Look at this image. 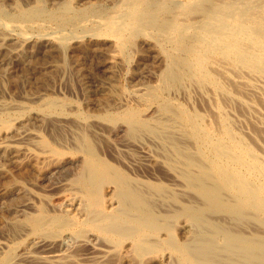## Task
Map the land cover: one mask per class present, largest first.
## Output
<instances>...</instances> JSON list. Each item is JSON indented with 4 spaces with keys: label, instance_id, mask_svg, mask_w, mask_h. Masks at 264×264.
<instances>
[{
    "label": "rangeland",
    "instance_id": "obj_1",
    "mask_svg": "<svg viewBox=\"0 0 264 264\" xmlns=\"http://www.w3.org/2000/svg\"><path fill=\"white\" fill-rule=\"evenodd\" d=\"M123 1L0 0V264H185L173 245L201 246L209 231L222 237L213 264H264L252 241L264 239L256 211L222 190L220 203L234 210L210 211L197 182L221 150L242 158L236 172L264 179V76L207 49L210 0H142L149 16L133 29L123 28ZM263 1L218 0L250 12ZM212 176L203 186L217 185ZM130 188L156 213L142 250L124 222L137 215L120 196Z\"/></svg>",
    "mask_w": 264,
    "mask_h": 264
},
{
    "label": "bare ground",
    "instance_id": "obj_2",
    "mask_svg": "<svg viewBox=\"0 0 264 264\" xmlns=\"http://www.w3.org/2000/svg\"><path fill=\"white\" fill-rule=\"evenodd\" d=\"M12 1V0H11ZM121 1V0H120ZM123 1V0H122ZM170 1V0H169ZM180 1V0H179ZM196 1V0H195ZM201 1V0H200ZM209 1V0H208ZM207 1V2H208ZM211 1V3L213 4V7H212V9H210V7H208V5L209 4H203V5H205L206 7H207V9L209 8L210 10H209V14H208V16H209V20H211L212 22H213V24H211V25H208V26H211L210 27V29H206L207 31H206V33L208 34V35H205V33H203L206 37H208L209 38V40H207L208 41V46H205V45H203L202 43V45L204 46V47H208L207 49L208 50H210L211 52H217V54H218V52H220V53H222L227 59H229V60H231L232 62H233V64L235 65H232V66H234V67H236L237 66V68L239 67V68H242V69H246L248 72H250V73H252V74H258V75H263L264 76V10L262 11V12H260V11H252V12H250V10L248 11L247 10V8L246 9H244V10H246V11H243L242 9L240 10V9H234V6H230V7H226V5H228V3H226V5L225 6H223V5H221V2H218V0H217V2L219 3H216V0H210ZM220 1V0H219ZM221 1H223V0H221ZM229 1V0H228ZM232 1H234V0H232ZM249 1V0H248ZM261 1V0H260ZM263 1V0H262ZM8 2H9V0H8ZM92 2V1H91ZM124 2V1H123ZM125 2H128V5H126V6H124V8H125V11L124 12H127L126 13V15L124 14V16H123V12H122V10L120 11V12H122L121 14H122V18H123V28H125V29H129L130 28V26L132 27V25L134 24V25H137V23H138V26H139V22H141L143 19H145L146 18V16H149V12H148V10L146 9L147 8V6L148 5H144L145 3H143L142 2V0H125ZM168 2V1H167ZM190 2V1H189ZM202 2V1H201ZM206 3V0L204 1L203 0V3ZM225 2V1H224ZM226 2H227V0H226ZM244 2V1H243ZM16 3H17V1H16ZM146 3H148L147 1H146ZM192 3V2H191ZM191 3H189L190 5H191ZM200 3V2H199ZM209 3V2H208ZM230 3V2H229ZM237 3V2H236ZM253 3V2H252ZM263 3H264V1H263ZM19 4V3H18ZM150 4V3H149ZM195 4H197L198 5V3H195ZM234 4V3H233ZM238 4V3H237ZM236 4V5H237ZM262 4V3H261ZM10 5V4H9ZM121 5H123V4H121L120 3V6ZM125 5V4H124ZM152 5V4H151ZM162 5V4H161ZM194 5V4H193ZM202 4H200V6H201ZM239 5V4H238ZM160 6V5H159ZM205 6H202L201 8H203L204 7V11L206 10L207 11V9L205 8ZM244 6H245V2H244ZM116 7H117V4H116ZM153 7V6H152ZM151 7V8H152ZM164 7V6H163ZM162 7V8H163ZM233 7V8H232ZM254 7V6H253ZM257 7V6H256ZM122 8V7H121ZM158 8V7H157ZM189 8V7H188ZM192 8H196V7H192V5H191V8L190 9H192ZM258 8V7H257ZM260 8H262V9H264L263 7H262V5H261V7ZM150 9V8H149ZM164 9H167L166 7L164 8ZM197 9V8H196ZM255 9V8H254ZM124 10V9H123ZM159 10V9H158ZM174 10V9H173ZM183 10V9H182ZM186 10V9H185ZM113 11V10H112ZM119 11V10H118ZM156 11V10H155ZM175 11V10H174ZM181 11V10H180ZM194 11H196V10H194ZM43 12V11H42ZM109 12V11H108ZM115 12H117V11H115ZM114 11H113V13H115ZM119 12V13H120ZM151 12V11H150ZM159 12H160V10H159ZM158 12V13H159ZM172 12V11H171ZM183 12V11H182ZM188 12V11H187ZM191 12V11H190ZM192 12H193V9H192ZM259 12H260V14H259ZM163 13V12H162ZM166 13H169V12H166ZM189 13V12H188ZM197 13V12H196ZM109 14V13H108ZM117 14V13H116ZM148 14V15H147ZM192 14H194V12L192 13ZM257 14L259 15V16H257ZM97 15V14H96ZM96 15H93L94 17L96 16ZM106 15V14H105ZM114 15V14H113ZM113 15H112V17H113ZM155 15V14H154ZM153 15V16H154ZM157 15V14H156ZM180 15V14H179ZM188 15H190V14H188ZM98 16V15H97ZM117 16H119L118 14H117ZM121 16V15H120ZM151 16V15H150ZM176 16V15H175ZM191 16V15H190ZM204 16V15H203ZM86 17V16H85ZM89 17V16H88ZM91 17H92V15H91ZM111 17V16H110ZM110 17H108V18H110ZM111 17V18H112ZM155 17V16H154ZM153 17V18H154ZM159 17H160V15H159ZM158 17V18H159ZM163 17V16H162ZM114 18V17H113ZM112 18V19H113ZM122 18L120 17V19H121V21H122ZM157 17H155L154 19H155V21L157 20L156 19ZM193 18V17H192ZM87 19H89V18H87ZM91 19V18H90ZM95 19V18H94ZM94 19H93V21H94ZM147 19H148V17H147ZM154 19H152V17L150 18V20H152V21H154ZM82 20H84V18L82 19ZM86 20V19H85ZM92 20V19H91ZM109 21H110V19H108ZM149 20V21H150ZM92 21V22H93ZM117 21V20H116ZM148 21V20H147ZM152 21H150L149 23H151ZM172 21V20H171ZM64 22V21H63ZM62 22V23H63ZM66 22V21H65ZM68 22V21H67ZM83 22V21H82ZM111 22V21H110ZM161 22V21H160ZM159 22V23H160ZM163 23H164V21H162ZM161 22V23H162ZM202 22H204L205 23V21H202ZM201 22V24L203 25V23ZM208 22V21H207ZM38 23V22H37ZM72 23V22H71ZM86 23V22H85ZM89 23V22H88ZM101 23V22H100ZM112 23V22H111ZM143 23H145V22H143ZM142 23V24H143ZM176 23H177V21H176ZM209 24H210V22H208ZM84 24V23H83ZM102 24H104V23H102ZM142 24H140L141 26H142ZM166 24V23H165ZM207 24V23H206ZM116 25H117V27H118V24L116 23ZM121 25V24H120ZM153 25V24H152ZM151 25V26H152ZM157 25V24H156ZM170 25H172V24H170ZM174 25H178V24H174ZM187 25V24H186ZM65 26V25H64ZM161 26H162V24H161ZM164 26H166V25H163L162 27H164ZM173 26V25H172ZM191 26V25H190ZM201 26V25H200ZM208 26H206V27H208ZM134 27V26H133ZM137 27V26H136ZM135 27V28H136ZM161 27V28H162ZM174 28H173V30H172V32L174 31V29H178V28H175V26H173ZM202 27V26H201ZM200 27V28H201ZM206 27H204V29L206 28ZM139 28V27H138ZM145 27H143V29H144ZM153 28V27H152ZM156 28V27H155ZM159 26H158V30H159ZM186 28V27H185ZM198 28V27H197ZM203 28V27H202ZM201 28V29H202ZM24 29V28H23ZM130 29H133V28H130ZM149 29V28H148ZM150 29H151V27H150ZM166 29V28H165ZM180 29H181V25H180ZM191 29V28H190ZM200 29V30H201ZM140 30V29H139ZM156 30H157V28H156ZM162 30V29H161ZM189 30V29H188ZM163 31V30H162ZM165 31V30H164ZM169 31V30H168ZM167 31V32H168ZM178 31V30H177ZM187 31V30H186ZM186 31H184V32H186ZM124 32V31H123ZM123 32H121V33H123ZM161 32V31H160ZM166 32V31H165ZM164 32V33H165ZM175 32V31H174ZM194 32V31H193ZM205 32V31H204ZM189 33V32H188ZM187 33V34H188ZM195 33V32H194ZM117 34V33H116ZM171 33H169L168 32V35H170ZM175 34V33H174ZM186 34V33H185ZM186 34V35H187ZM199 34V33H198ZM155 35V34H154ZM165 35H166V33H165ZM172 35V34H171ZM186 35H184V37L186 36ZM195 35V34H194ZM202 35V34H201ZM160 36V35H159ZM174 36V35H173ZM180 36V35H179ZM188 36V35H187ZM167 37V36H166ZM187 38V37H186ZM193 38H194V36H193ZM195 38H197L196 36H195ZM203 38H205L204 36H203ZM203 38L201 39V41L203 40ZM163 39V38H162ZM171 39V38H170ZM181 39V38H180ZM188 39V38H187ZM206 39V38H205ZM166 40H168V38L166 39ZM195 40V39H194ZM194 40H193V43H194ZM178 41H180V40H178ZM190 41H191V38H190ZM189 41V42H190ZM197 41V40H196ZM195 41V42H196ZM200 41V42H201ZM204 41V40H203ZM202 41V42H203ZM206 41V40H205ZM204 41V42H205ZM183 42H184V39H183ZM198 42H199V40H198ZM203 42V43H204ZM180 43H181V41H180ZM196 45V44H195ZM207 45V44H206ZM180 46H184L183 45V43H182V45H180ZM191 46H193V45H191ZM190 46V47H191ZM195 49L194 50H196V47L195 46H193ZM192 47V48H193ZM201 47V46H200ZM178 48V47H177ZM180 48V47H179ZM203 49V48H202ZM192 52H193V50H192ZM199 52V51H198ZM204 52V51H203ZM210 52V53H211ZM195 53V52H194ZM197 53V52H196ZM219 53V54H220ZM189 54V53H188ZM202 54V53H201ZM200 55V54H199ZM197 56V58L198 57H201V56ZM204 55V54H203ZM195 56V55H194ZM211 58V57H210ZM194 59H195V57H194ZM223 60V59H222ZM229 60L227 61V62H229ZM5 61V60H4ZM210 61V60H209ZM200 62V61H199ZM216 62V61H215ZM178 63V62H177ZM195 63H196V60H195ZM198 63V62H197ZM214 63V62H213ZM176 64V63H175ZM174 64V65H175ZM207 64V63H206ZM177 65V64H176ZM192 65V64H191ZM209 65V64H208ZM226 70H228L227 68H226ZM245 71V70H244ZM180 72V71H179ZM214 72V71H213ZM233 72V71H232ZM240 72V71H239ZM242 72V71H241ZM178 73V72H177ZM186 74V73H185ZM179 75H180V73H179ZM188 75V74H187ZM247 75V74H246ZM170 76V75H169ZM261 76H259V77H261ZM175 77V76H174ZM177 77V76H176ZM215 78V77H214ZM218 78V77H217ZM236 78V77H235ZM255 78V77H254ZM262 78V77H261ZM264 78V77H263ZM241 79V78H240ZM259 79V78H258ZM255 81V80H254ZM259 81V80H258ZM257 81V82H258ZM260 81H262V80H260ZM180 83V82H179ZM213 84V83H212ZM233 85V84H232ZM254 85V84H253ZM261 85H263V84H261ZM239 87V86H238ZM244 87V86H243ZM256 89H257V87H256ZM259 89V88H258ZM262 90V89H261ZM250 91V90H249ZM251 92V91H250ZM236 93V92H235ZM240 93V92H239ZM223 95V94H222ZM231 100V99H230ZM226 116V115H225ZM254 116V115H253ZM149 132V131H148ZM166 136V135H165ZM209 143V142H208ZM228 144V143H227ZM247 145V144H246ZM221 147H222V145H220ZM237 146V145H236ZM224 147V146H223ZM231 147V146H230ZM233 147V146H232ZM239 147V146H238ZM238 147H236V148H238ZM178 149V148H177ZM219 149H220V147H219ZM228 149V148H227ZM179 150V149H178ZM216 150H217V152L216 153H218L220 150H218L217 148H216ZM215 150V151H216ZM238 150V149H237ZM245 150V149H244ZM231 151V150H230ZM184 153H185V151H184ZM231 153V152H230ZM235 153V152H234ZM233 153V154H234ZM237 153V152H236ZM245 153H247V152H245ZM244 153V154H245ZM232 154V153H231ZM240 154V153H239ZM243 154V153H242ZM243 154V155H244ZM254 154H255V152H254ZM146 155V154H145ZM144 155V156H145ZM236 156H239V155H236ZM241 156V155H240ZM245 156V155H244ZM252 156V155H251ZM254 156V155H253ZM193 157V156H192ZM233 157V156H232ZM145 158H148L147 156L145 157ZM195 158V157H194ZM212 158V157H211ZM210 158V159H211ZM214 158H216V160L218 161V158H219V160H220V163H219V161L217 162V161H215L214 159H213V161L211 162L212 164H213V166L212 167H209L208 166V168L206 169V171H205V173L203 174V176L204 177H202V176H197L198 177V183H200L201 185H200V187L203 189V191L201 192V194H202V196H203V198L205 199V204L204 205H206L207 206V209L208 210H213V209H219V208H221V207H223L224 209H225V211L226 212H231V211H233L234 209H233V207L232 206H229L228 204L226 205V206H224L222 203H220V202H223L224 200H226L225 198H224V196L226 195L227 196V194H224V193H222V192H220V191H218V190H222V191H228V192H230L231 194H233L234 195V197H235V200L236 201H238L237 203H239L240 204V209L239 210H241V211H243V209H253V210H255L256 211V217H258L259 219H257L260 223H261V225H264V179H260V182L258 181V179H256L259 183H253V181L247 176V175H245V174H248V173H243V172H241V171H239V172H236V171H238V168L236 169L235 168V165L237 164V161H239V160H237L236 161V163H234L230 158V156H229V151L227 152L226 150H221L220 152H219V154L218 155H215V157ZM255 158H257V156L255 157ZM188 159V158H187ZM236 159H239L238 157L236 158ZM188 161V160H187ZM243 160H242V158H241V161H239V163L237 164V167H238V165H240L241 164V162H242ZM246 164H247V162H246ZM253 164H255V163H253ZM242 166V165H241ZM240 166V167H241ZM258 166V165H257ZM247 167V166H246ZM245 167V168H246ZM263 167V166H262ZM261 167V168H262ZM258 168H260V167H258ZM241 169V168H240ZM257 169V168H256ZM208 170V171H207ZM246 170V169H245ZM244 170V171H245ZM258 170V169H257ZM264 170V169H263ZM262 170V171H263ZM183 171V170H182ZM185 171V170H184ZM92 172H93V174L94 175H98L97 173H96V170H92ZM247 172H250L251 173V169L250 170H247ZM213 173H214V175L217 177V185H215L214 187L212 186V185H208V187H205V186H203V184L205 185V184H208L207 183V180H208V177H211L212 175H213ZM236 173V174H235ZM238 173V174H237ZM249 173V174H250ZM254 173V172H253ZM86 174V173H85ZM187 174V173H186ZM191 174H193V173H191ZM255 174V173H254ZM254 174H251L252 175V177L254 176ZM188 175V174H187ZM184 176H185V174H184ZM250 176V175H249ZM187 177V176H186ZM213 177V176H212ZM257 177H258V175H257ZM256 177V178H257ZM261 177V176H260ZM255 178V177H254ZM146 179V178H145ZM254 180V179H253ZM256 181V182H257ZM83 183V185L82 186H85V189H87V191H91V189L89 188V182H87V181H82ZM143 182V181H142ZM142 182H140V184L142 183ZM191 182V181H190ZM193 182V181H192ZM124 183V182H123ZM122 183V184H123ZM194 183V182H193ZM143 184V183H142ZM144 184H145V182H144ZM180 184H178V182L177 183H175L173 186H175V187H180L179 186ZM213 187V188H210V187ZM133 187V186H132ZM196 187V186H195ZM125 188V187H124ZM139 188V187H138ZM191 188V187H190ZM144 190H140V189H136V188H130V189H121V192H120V196H122V199H123V207L124 208H128V210H129V213L131 214L132 212V210H135V211H137V215L135 216L133 213H134V211H133V213L131 214L132 216H130V217H128V216H125V217H127L125 220H124V222L126 223V224H130L132 227H136V232H134V233H132L131 231V233H129V234H132L133 235V239H135V241H136V245H137V247L136 248H138L139 250H142L143 248H145L142 244H141V242H144V240L143 239H145V238H149V236H147V233H146V231L147 230H144V229H142L143 227H146V225L147 224H149V223H151V220H154L155 218H156V216H155V212H154V210H153V208L152 209H150L151 207H149V209L148 210H145L143 207L144 206H146L147 205V208H148V206H150V204H154V203H151V200H150V198H146L145 197V194H144ZM146 195H148V194H146ZM150 195V194H149ZM224 195V196H223ZM71 196V195H70ZM119 196V197H120ZM151 196V195H150ZM161 196V195H160ZM89 197H90V203L94 206V203H95V206H97V203H96V201H95V198H94V196H93V194L91 193V192H89ZM193 198H194V194H193ZM231 198V197H230ZM72 200V199H71ZM75 200H77V199H75ZM80 199H78V201H79ZM82 200V199H81ZM198 200V199H197ZM187 202V201H186ZM188 202H190L189 200H188ZM85 203V202H84ZM83 203V204H84ZM200 203V202H199ZM118 204V203H117ZM198 204V203H197ZM199 205V204H198ZM203 205V204H202ZM81 206V205H80ZM158 207V206H157ZM131 208V209H130ZM146 208V207H145ZM121 209V208H120ZM160 209H162V208H160ZM179 209V208H178ZM178 209H176V210H178ZM188 209V208H187ZM197 209V208H196ZM131 210V211H130ZM175 210V211H176ZM200 210V209H199ZM125 211V210H124ZM194 211H195V209H194ZM87 212V211H86ZM93 212V211H92ZM120 212H121V210H120ZM202 212V213H201ZM239 212V211H238ZM122 213H123V211H122ZM121 213V214H122ZM159 213H161V212H159ZM200 213L201 214H203L204 213V211H200ZM212 213H214V212H212ZM217 213V212H216ZM221 213V212H220ZM243 213H245V212H243ZM120 214V215H121ZM126 213H124V215H125ZM206 214V213H205ZM240 214H242V212H240ZM252 215H253V213H251ZM255 214V213H254ZM81 215V214H80ZM84 215V214H83ZM100 215V214H99ZM127 215V214H126ZM246 215H248V214H246ZM119 216V215H118ZM133 216H135L136 217V220L133 218ZM253 216H255V215H253ZM124 217V216H123ZM179 217V216H178ZM206 217H208V215H206ZM235 217V216H234ZM153 218V219H152ZM210 218V217H209ZM227 218V217H226ZM246 218V217H245ZM113 220L114 219H116L115 217L114 218H112ZM237 219V218H236ZM239 220H240V218H238ZM92 220H93V218H92ZM119 220V219H118ZM122 220V219H121ZM157 220V219H156ZM161 220V219H160ZM199 219L197 218V221H198ZM243 220H245V219H242V221ZM252 220V219H251ZM86 221H88V220H86ZM91 221V220H90ZM96 221V220H95ZM98 221V220H97ZM103 221V220H102ZM120 221V220H119ZM201 221V220H200ZM203 221V220H202ZM123 222V221H122ZM187 222V221H186ZM206 222V221H205ZM214 222V221H213ZM90 223H93V221L92 222H90ZM95 223V222H94ZM94 223H93V225H94ZM111 223H114V225L117 223H115V222H111ZM212 223V222H211ZM251 223V222H250ZM76 224V223H75ZM122 224V223H121ZM121 224H119V223H117L115 226L116 227H120L121 226ZM154 224V223H153ZM193 224L194 223H192L191 224V226H193ZM200 224H202L201 222H200ZM214 224H216L215 222H214ZM217 224H219L220 225V223H217ZM90 225V224H89ZM96 225V224H95ZM110 225V224H109ZM124 225V224H123ZM149 225H151V224H149ZM196 225V224H195ZM198 225V224H197ZM44 226V225H43ZM105 226V225H104ZM108 226V225H107ZM111 226V225H110ZM113 226V225H112ZM111 226V227H112ZM115 226H114V228H115ZM154 226H156L155 228H156V230L157 231H159L158 229H161V225L159 224V226L158 225H153V227ZM202 226H204V225H202ZM208 226V225H207ZM94 227V226H93ZM148 227V226H147ZM149 227H152V226H149ZM195 227V226H194ZM199 227V226H198ZM201 227V226H200ZM215 227H218L217 225L215 226ZM224 227V226H223ZM228 227V226H227ZM243 227V226H242ZM98 228H99V226H98ZM102 228V227H101ZM104 229H105V227H103ZM109 228V227H108ZM108 228H106V230L108 229ZM122 228V227H121ZM120 228V229H121ZM127 228V227H126ZM137 228H139V229H137ZM205 228V227H204ZM219 228V227H218ZM221 228H222V226H221ZM221 228H219V229H221ZM151 229V228H150ZM194 229V228H193ZM197 229V228H196ZM223 229V228H222ZM241 229V228H240ZM100 230V229H99ZM113 229H111V231H112ZM117 230V229H116ZM119 230V229H118ZM126 230H128L129 231V229H126ZM125 230V231H126ZM133 230V229H132ZM203 230V229H202ZM210 230H212V229H210ZM149 231V230H148ZM222 231V230H221ZM223 231H225V230H223ZM118 232H120V230L118 231ZM122 232V231H121ZM159 232H161V231H159ZM205 232H206V230H205ZM154 233V232H153ZM153 233H151V234H153ZM201 233V232H200ZM214 233V232H213ZM211 231H209L208 233L206 232L205 234H207V236L205 237V238H202L203 236H201V238H202V241L203 242H201L202 244H201V246H198V247H194V248H188V244H182L181 246L179 245V243H177V244H175V245H173V244H171V246L173 245V249L177 252V253H179L180 254V256H181V259L184 261V263L185 264H213L214 262L212 261V257H210V254H211V251L213 252V247H215V244H217V239L218 240H220V237L219 236H217V234H215V236H213L212 234H213ZM227 233V234H226ZM224 232V234H226L227 235V238L229 239V238H231L232 236H233V234H229L228 232ZM242 233V232H241ZM119 234V233H118ZM128 234V235H129ZM146 234V235H145ZM193 234V233H192ZM260 234H262V233H260ZM116 235V234H115ZM127 235V234H126ZM120 236V235H119ZM237 236H239L240 237V233H239V235H237ZM121 237V236H120ZM130 237V236H129ZM151 237V236H150ZM235 237V236H234ZM122 238H123V236H122ZM242 238V237H241ZM132 239V240H133ZM150 239V238H149ZM194 239V238H193ZM195 239H197V238H195ZM204 239V240H203ZM221 239H222V237H221ZM239 239V238H238ZM243 239H245V238H243ZM249 239H251V238H249ZM123 240V239H122ZM248 240V239H247ZM247 240H245L246 242H247ZM254 240H256V242L258 243L257 245H260L261 247H263L264 248V239H259V240H257V239H253L252 241H254ZM193 241H195L196 243H197V241H198V239H197V241L196 240H192V242ZM222 242H225V241H223V240H221ZM244 241V240H243ZM251 241V240H250ZM146 242H147V240H146ZM191 242V243H192ZM157 244H159V243H157ZM200 244V243H199ZM231 245H232V243H230ZM170 245V244H169ZM231 245H229V246H231ZM234 245V244H233ZM205 246V247H204ZM219 249H220V247L219 246H217ZM237 247V246H236ZM206 248V249H205ZM217 248V249H218ZM230 248V247H229ZM235 248V247H234ZM189 249H192V252L189 250ZM222 249V248H221ZM224 250V249H223ZM226 250V249H225ZM235 250V249H234ZM248 250V253H246V254H248V255H255L256 253H254L253 252V250H249V249H247ZM138 251V250H137ZM148 252V251H147ZM215 252H217V250L215 251ZM228 252H231V251H229L228 250ZM258 252H260V251H258ZM232 253H234V252H232ZM216 254V253H215ZM219 254V253H218ZM239 254V253H238ZM238 254H237V257H238ZM240 254H242V253H240ZM239 254V255H240ZM141 255V254H140ZM225 255H223V257H224ZM227 256H229V255H227ZM236 256V255H235ZM226 257V256H225ZM224 257V258H225ZM255 257V256H254ZM260 257L263 259V262H264V249L262 250V252H260ZM220 258V257H219ZM241 258H242V256H241ZM244 258V257H243ZM255 258H258V257H255ZM260 258V259H261ZM230 260H232L233 258H229ZM245 259V258H244ZM215 260V259H214ZM219 260V259H218ZM224 260V259H223ZM245 261V260H244ZM248 261V260H247ZM231 262V261H230ZM233 262V261H232ZM241 262V261H240ZM239 262V263H240ZM250 263H248V264H251L252 262L251 261H249ZM254 262V261H253ZM242 264H243V262H241ZM216 264H218V263H216ZM220 264V263H219ZM221 264H223V261H222V263ZM225 264H228V263H225ZM254 264H255V262H254ZM256 264H257V262H256ZM259 264H262V263H259Z\"/></svg>",
    "mask_w": 264,
    "mask_h": 264
}]
</instances>
